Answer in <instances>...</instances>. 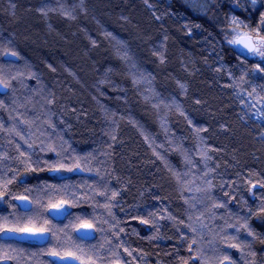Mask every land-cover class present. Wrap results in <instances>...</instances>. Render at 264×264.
<instances>
[{"label": "trees", "instance_id": "1", "mask_svg": "<svg viewBox=\"0 0 264 264\" xmlns=\"http://www.w3.org/2000/svg\"><path fill=\"white\" fill-rule=\"evenodd\" d=\"M233 16L244 31L260 28L264 3L0 0V71L10 85L0 93V176L11 179L0 213L19 203L10 197L67 184L85 193L70 209L76 227L95 232L84 264H264V112L253 116V101L237 98L251 92L247 81L264 84V73L240 79L264 63L224 39ZM117 40L131 59L117 55ZM85 156L83 172L47 167ZM37 159L41 167L21 163ZM63 235L23 242L35 255L20 264H59L46 252H60ZM75 237L68 243H81Z\"/></svg>", "mask_w": 264, "mask_h": 264}, {"label": "snow or ice", "instance_id": "2", "mask_svg": "<svg viewBox=\"0 0 264 264\" xmlns=\"http://www.w3.org/2000/svg\"><path fill=\"white\" fill-rule=\"evenodd\" d=\"M145 2L147 3V0H145ZM247 2L251 5H255L257 0H247ZM80 3H82V0H80ZM189 3L206 8L208 6L209 0H189ZM262 3H264V0H262ZM68 15L70 16L71 13L69 12ZM157 19H159V17H157ZM260 22L261 24H264V17H261ZM241 26H243V29L248 28V25L245 24L243 20L237 19L235 16L231 17V22L229 25L230 30L224 33V39L230 46H233V48L239 47L240 51L244 53L246 58L247 54L251 53L254 59H258L259 62L264 63V36L259 34L260 29L257 28L252 31H244L242 30ZM108 35L111 34L109 33ZM113 39H115V37H113ZM117 44H119L122 49L117 53V55L125 61L131 59L126 45H124L119 40H117ZM245 49H247L246 53L244 52ZM3 54L19 59V56L15 51L5 52ZM160 62L164 63L163 55L160 56ZM132 66L135 67L134 64ZM249 73H251L253 77L261 78L259 77V74L264 73V68H261L260 64L257 63L254 69H246L242 71L240 79L243 80L245 77L249 76ZM18 75L23 76L24 74L18 73ZM140 76L142 79H146L143 73H141ZM16 78V76L12 77V79ZM140 82V79L133 77L134 86ZM247 82L251 87V92L245 93L237 91V98L243 102V98L245 95H247L249 100L253 101L248 105L249 109H256L252 115L260 118L261 113L264 112V84L252 86L251 80ZM179 86L181 89L186 90L185 85L180 84ZM9 87L10 85L5 82L3 73L0 71V93L4 92L5 89ZM257 88H259V92H257ZM253 93H256V96L259 97V99H255L253 97ZM51 102V99H49L48 103ZM258 103L261 104V107H257ZM0 105H3V101H0ZM106 118L109 117L106 116ZM45 123H47V121H45ZM49 127H52V125L49 124ZM10 132L15 133V129H11ZM16 134L19 135V133ZM112 139H115V136H112ZM29 146L31 147V145ZM40 150L47 151L49 149L48 146H45ZM51 150L56 153L57 157H60V152L56 148H51ZM20 155L23 156L24 153H20ZM203 158L205 161L211 159V157H208L207 152L203 153ZM5 159H8L7 153L0 151V167H3V161ZM188 162L191 163V161ZM21 163H28L29 167H31L32 163H35L37 167L42 166L39 159L32 162L21 161ZM82 163L83 165L89 164V157L85 156L82 158H73L71 165L65 164L63 158H58L52 163H47V167L49 171L53 173L61 171L83 172L85 171V167L82 166ZM205 167H207V164ZM88 170L91 171L90 168ZM97 175H99L98 172ZM185 175H187V173H185ZM101 179H103V177H101ZM8 183H11V179L6 178V176H0V189H2L4 193L7 192ZM252 186L255 187L254 184ZM210 187L211 183L209 182V188ZM70 189L71 186L67 184H61L59 187L56 185L46 184L42 189L37 190V196L33 200H30L24 196L10 197V199H15L19 201V203L16 205H11V207L14 209L12 212L7 214L0 213V264H5L6 261H15L16 264H20L22 259L27 260L29 256L35 255L31 252H29L27 255H24L25 249L21 247L23 242L31 240L36 241L41 246H45L51 243L53 237L57 236L58 233L64 234L62 242L59 245L61 251L57 252L54 250H48L46 254L57 257L59 264H77V262H79V264H84L83 260L81 259L82 256L86 255L83 248V242L93 239L95 232L94 230L81 232L80 228L76 227V224L79 222L81 217L79 215L73 214L70 209L80 203V197L85 195V193H80ZM116 195L117 193L115 192L111 193L106 202L110 203L112 199H115ZM4 202L3 195H0V203ZM214 206L218 207L221 205ZM15 209H19V212L15 211ZM92 219L95 220L96 217L93 216ZM65 221L67 223H65ZM97 223L99 224L98 220ZM89 228H91V225H89ZM73 230L76 233V241L81 243H68V241L71 239ZM193 231H195V229H193ZM195 242V240L192 241V243ZM231 246L236 247L237 245L233 244ZM73 249L79 251L80 255H75ZM92 251L96 250L92 249ZM89 259L91 260V257H89ZM100 259L101 257L99 256V253L96 252V260ZM225 259H227V257ZM92 264H95V262L93 261Z\"/></svg>", "mask_w": 264, "mask_h": 264}, {"label": "rangeland", "instance_id": "3", "mask_svg": "<svg viewBox=\"0 0 264 264\" xmlns=\"http://www.w3.org/2000/svg\"><path fill=\"white\" fill-rule=\"evenodd\" d=\"M263 17H264V16H263ZM259 29H260V33H259V34H260L261 36H264V24H261ZM251 56H252V55H251Z\"/></svg>", "mask_w": 264, "mask_h": 264}, {"label": "water", "instance_id": "4", "mask_svg": "<svg viewBox=\"0 0 264 264\" xmlns=\"http://www.w3.org/2000/svg\"><path fill=\"white\" fill-rule=\"evenodd\" d=\"M239 48V47H238ZM240 49V48H239ZM244 52H247V49L244 50ZM251 54V53H250Z\"/></svg>", "mask_w": 264, "mask_h": 264}]
</instances>
